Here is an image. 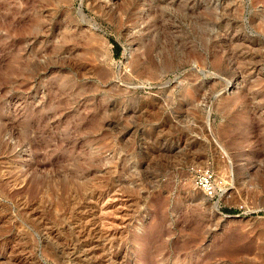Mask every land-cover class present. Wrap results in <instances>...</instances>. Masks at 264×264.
I'll use <instances>...</instances> for the list:
<instances>
[{
    "label": "rangeland",
    "instance_id": "obj_1",
    "mask_svg": "<svg viewBox=\"0 0 264 264\" xmlns=\"http://www.w3.org/2000/svg\"><path fill=\"white\" fill-rule=\"evenodd\" d=\"M0 264H264V0H0Z\"/></svg>",
    "mask_w": 264,
    "mask_h": 264
},
{
    "label": "built area",
    "instance_id": "obj_2",
    "mask_svg": "<svg viewBox=\"0 0 264 264\" xmlns=\"http://www.w3.org/2000/svg\"><path fill=\"white\" fill-rule=\"evenodd\" d=\"M189 172L194 186L208 197L221 198L225 193V177L211 165L192 163Z\"/></svg>",
    "mask_w": 264,
    "mask_h": 264
},
{
    "label": "trees",
    "instance_id": "obj_3",
    "mask_svg": "<svg viewBox=\"0 0 264 264\" xmlns=\"http://www.w3.org/2000/svg\"><path fill=\"white\" fill-rule=\"evenodd\" d=\"M114 43H115L116 50H117V51H121V47H120L119 42L116 41V40H114Z\"/></svg>",
    "mask_w": 264,
    "mask_h": 264
},
{
    "label": "bare ground",
    "instance_id": "obj_4",
    "mask_svg": "<svg viewBox=\"0 0 264 264\" xmlns=\"http://www.w3.org/2000/svg\"><path fill=\"white\" fill-rule=\"evenodd\" d=\"M104 207V206H103ZM101 207L103 210H102V212L104 211V209H106V207ZM108 210V209H107ZM105 212H107V211H105ZM103 214V213H102ZM104 215H105V213H104ZM104 218H106L105 216H103ZM103 220V219H102ZM105 221V220H104ZM108 222V221H107Z\"/></svg>",
    "mask_w": 264,
    "mask_h": 264
}]
</instances>
